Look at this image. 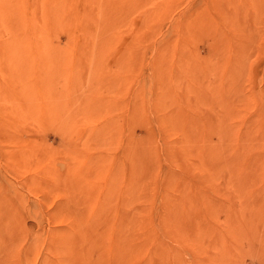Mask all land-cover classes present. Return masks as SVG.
Returning a JSON list of instances; mask_svg holds the SVG:
<instances>
[{"label":"rangeland","instance_id":"rangeland-1","mask_svg":"<svg viewBox=\"0 0 264 264\" xmlns=\"http://www.w3.org/2000/svg\"><path fill=\"white\" fill-rule=\"evenodd\" d=\"M0 264H264V0H0Z\"/></svg>","mask_w":264,"mask_h":264}]
</instances>
